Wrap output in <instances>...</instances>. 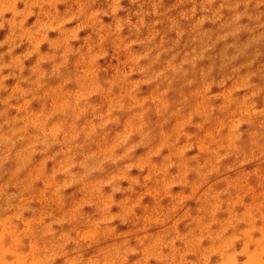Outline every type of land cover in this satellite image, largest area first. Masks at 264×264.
<instances>
[{
  "label": "rangeland",
  "instance_id": "obj_1",
  "mask_svg": "<svg viewBox=\"0 0 264 264\" xmlns=\"http://www.w3.org/2000/svg\"><path fill=\"white\" fill-rule=\"evenodd\" d=\"M1 112L0 264H264V0H0Z\"/></svg>",
  "mask_w": 264,
  "mask_h": 264
},
{
  "label": "bare ground",
  "instance_id": "obj_2",
  "mask_svg": "<svg viewBox=\"0 0 264 264\" xmlns=\"http://www.w3.org/2000/svg\"><path fill=\"white\" fill-rule=\"evenodd\" d=\"M70 14H72V13H67L66 16L69 17ZM73 16H75V15L73 14ZM3 35H5V34H3ZM4 38L6 39L7 36H5ZM68 72H69V75H70L69 69H68ZM65 102H67V100ZM77 107H78L77 105L76 106L69 105V108L64 113V117L67 118V117L73 115L76 112V108ZM45 108H46V106L43 107V110ZM21 112L23 114V116L21 117V123L22 124L19 125V126H21V128H22V130H21L22 134H21V137L18 140L17 145H19V146L21 145L22 146V145H24L25 143H28V142L29 143H33L34 141H39L42 144V148L44 146H45V148H50V147L54 146V143H55L56 139H59L60 141L63 140V138H61L60 135L58 134L57 126L54 124V122H50L49 123L50 125H48V126H46L44 124V127L42 128V127H40L38 125V123L34 119L33 120H28V117L26 116V109H23ZM54 114H55V116L58 115V111H55ZM25 117L27 118V120H26ZM18 123H19V120H16L15 118H11L9 116H4V114L2 112L0 113V160L6 159V157L8 155H12L14 153V151H16V150H18L20 152L22 151L19 148L15 149L14 145L12 144L13 142H15V137H16L15 127L14 126L16 124H18ZM11 152H12V154H11ZM5 161H7V160H5ZM7 169L8 168L3 163H0V172H3L4 170H7ZM18 183L21 184V179H18ZM8 185H10V184H8ZM24 186L25 185L23 183L22 184V188H24ZM9 203H10V201H9ZM5 207L6 206L4 204L3 199L0 198V223H4L6 218H8L10 220V223H11V221L14 219L13 217L17 213L16 210L19 209V208L15 204L14 206H12L14 212H12L9 209L10 213L8 215L4 216L3 211H4ZM20 216H18V217H20ZM27 223H29V222H27ZM11 225H13V224H11ZM35 229H36L35 227L30 226V229H28V232L31 233V231L32 230L34 231ZM9 230H8V232L10 234H14L15 235L16 232L15 231L13 232V230H14L13 227L9 228ZM3 248H5V245H4V238L2 237V238H0V251ZM7 248H5V251L7 250Z\"/></svg>",
  "mask_w": 264,
  "mask_h": 264
}]
</instances>
